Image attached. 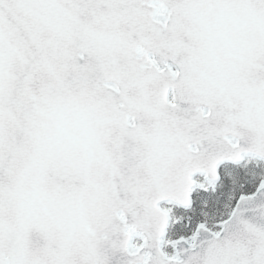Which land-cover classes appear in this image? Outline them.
Instances as JSON below:
<instances>
[{"label": "snow or ice", "instance_id": "6c2138e0", "mask_svg": "<svg viewBox=\"0 0 264 264\" xmlns=\"http://www.w3.org/2000/svg\"><path fill=\"white\" fill-rule=\"evenodd\" d=\"M0 264H264V0H0Z\"/></svg>", "mask_w": 264, "mask_h": 264}]
</instances>
